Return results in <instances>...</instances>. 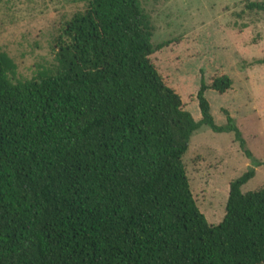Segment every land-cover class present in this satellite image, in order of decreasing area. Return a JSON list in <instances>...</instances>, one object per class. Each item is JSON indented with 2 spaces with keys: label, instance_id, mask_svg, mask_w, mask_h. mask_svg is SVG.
I'll return each instance as SVG.
<instances>
[{
  "label": "trees",
  "instance_id": "trees-1",
  "mask_svg": "<svg viewBox=\"0 0 264 264\" xmlns=\"http://www.w3.org/2000/svg\"><path fill=\"white\" fill-rule=\"evenodd\" d=\"M81 1L51 68L13 82L0 49V264H264V186L241 190L264 164L226 110L215 124L205 97L232 80L200 78L196 122L150 62L168 42H152L140 1ZM201 126L232 133L253 165L229 184L217 226L182 161Z\"/></svg>",
  "mask_w": 264,
  "mask_h": 264
},
{
  "label": "rangeland",
  "instance_id": "rangeland-1",
  "mask_svg": "<svg viewBox=\"0 0 264 264\" xmlns=\"http://www.w3.org/2000/svg\"><path fill=\"white\" fill-rule=\"evenodd\" d=\"M153 26L152 42L168 45L149 57L164 84L180 98L183 110L200 121L196 93L223 75L232 80L224 94L205 97L216 125L223 110L235 120L253 158L264 164V14L244 11L246 2L264 0H139ZM81 0H0V49L16 69L13 82L29 80L54 65L55 41ZM253 64V65H252ZM195 203L210 226L225 216L229 184L253 167L232 133L215 134L201 126L182 158ZM242 188L264 186V165Z\"/></svg>",
  "mask_w": 264,
  "mask_h": 264
}]
</instances>
